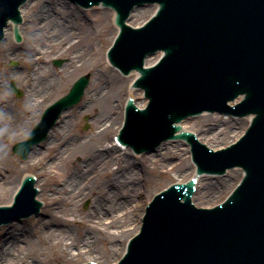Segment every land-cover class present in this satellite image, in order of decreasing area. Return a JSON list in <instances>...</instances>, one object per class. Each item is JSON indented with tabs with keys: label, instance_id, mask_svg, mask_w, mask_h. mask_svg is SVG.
<instances>
[{
	"label": "water",
	"instance_id": "1",
	"mask_svg": "<svg viewBox=\"0 0 264 264\" xmlns=\"http://www.w3.org/2000/svg\"><path fill=\"white\" fill-rule=\"evenodd\" d=\"M22 1L0 0V38L6 20L17 18L16 7ZM77 1L92 5L86 10L99 2L113 7L121 29L108 56L124 73L138 69L142 77L135 86L143 88L151 99L147 113L129 106L120 139L141 151L143 144L150 140L158 143L169 134L191 142L199 172L223 173L235 165L245 170L233 193L210 209L196 208L191 203L193 181L156 195L146 208L139 233L130 240L125 256L117 264H264V0ZM152 4H158L159 9L146 24L137 29L125 25L126 19L133 28L143 24L155 9L141 6ZM17 11L19 23L25 24L21 9ZM5 39L4 30L0 44ZM159 50L165 54L161 61L143 69L144 58ZM160 55L147 58L145 65H152ZM86 83L85 77L80 78L65 98L44 113L29 138L17 143L12 151L25 159L32 146L46 138L59 113L78 102ZM242 94L245 98L238 103ZM228 101L230 106L238 104L230 107ZM202 110L254 113L233 118L203 112L177 123L181 131L193 132L199 142L214 150L234 142L255 118L238 142L211 154L193 135H174L179 130L172 125L174 122ZM145 117L151 123L145 122ZM137 140L140 143H133ZM197 154L204 160L197 159ZM33 176L39 195L41 189L35 187L38 180ZM32 181L30 177L24 181L12 206L0 207V223L38 212L40 205L34 200ZM198 184L199 178L194 194Z\"/></svg>",
	"mask_w": 264,
	"mask_h": 264
},
{
	"label": "bare ground",
	"instance_id": "2",
	"mask_svg": "<svg viewBox=\"0 0 264 264\" xmlns=\"http://www.w3.org/2000/svg\"><path fill=\"white\" fill-rule=\"evenodd\" d=\"M42 2L43 0H37L35 3L30 4L31 9L29 8L28 10H31V12L28 15H26L28 6L26 9L23 8L27 4L20 7L22 14H24L25 24H20L22 44H19V55L8 53L5 54V57H13L12 59H16L18 56H23L29 60L39 61L41 55H45L47 57L46 61L50 62L49 57H51L53 47H55L56 50L63 44L67 46V48L63 47L60 49L61 51L57 53L58 56H68L66 63L61 68V71L65 72L64 68L70 66V72L68 73H70L71 79L67 83L74 82L75 79L82 74L79 69L82 70L84 68V71H88L91 74L90 80L88 81V94L85 93L87 98L79 109L90 116L91 122L93 123V133L90 137L84 139L77 136L72 137L70 136V130H65L66 121H63L59 134L62 139L65 137L67 140L64 141V145L58 149V153H55L54 162L59 163L63 161L64 158H72L76 152L83 153L84 159L75 164V169L71 174H64L62 178L57 179V184L53 185L55 187H50L48 192L41 186V192L39 194L42 198L44 197L49 201L50 205L53 207L54 214L55 208H58L59 205H76L81 199H91V209L88 213L79 217V222L83 220V224L89 225L91 231H88L89 234L76 245L72 244L69 237L67 238L70 240L69 244L64 243L63 240L59 238H54V232L51 228H47L43 232L36 230V233L33 232V236L36 239L40 238V240L42 238L46 239L50 249L52 245L56 246L60 243L61 247L56 250L58 252V258L62 256L65 260H70L72 256L77 257L81 253L91 258L92 256L90 253L96 250L94 246L95 236H99L103 239V234L108 232L109 227L117 226L119 222H123L122 225L126 223L129 224L135 217L137 225L133 226V230H136L139 226V219L144 212L143 208L151 197L150 194L147 195V192H142L141 184L145 181L141 182L143 170L140 169H147L146 166H148V164L153 167L152 169L159 165L162 168L161 172H167L169 158H177L179 155L183 156L184 160L188 157L190 158L189 145L184 141L179 143L171 142L170 146H167L168 143H161L160 149H158L160 153L158 152V154H155L154 151L153 154H143L138 158L140 163L139 160L135 163L132 161V158L130 159L124 154L120 155V150H122V148L118 146V142L114 143V146L111 147H106V145H104L105 143L102 141L100 142L102 138L105 139L104 136L107 133L109 134V131L114 133L121 124L120 118L124 112L123 104L118 102V110L114 105L113 98L119 95V90L124 84V81L127 85V92L124 100H126V98L134 100L138 108H145L148 104V99L144 96L141 89L133 90L130 87L134 79L137 78L138 74L136 72H134L132 76H126L124 81L115 73H111L112 78L109 79V72L106 68H91L92 65L87 66L89 63L85 61L88 55L93 58L95 52L98 51L92 39V35L96 33L93 27L95 21L100 20V15L106 14L104 12L105 10L109 12L113 20L114 11L107 7H93L92 10L85 11L76 9L75 12L79 13L78 16H83V20H81L82 24L75 30L72 29V25L76 24L75 20L73 21L74 16H76L75 12H73V5H70L65 0H54L53 3L48 4V6H43ZM14 27L17 28L18 24L15 25L11 22V24L6 27V38L10 36V30ZM116 29L117 28H115V30ZM74 30L75 32L73 33ZM70 32L74 34V37L69 38ZM38 36H40L41 39H39ZM68 42H71V45ZM74 63L76 65L72 66ZM43 68H45V64L42 66V69ZM47 70L48 71H45V73H41L38 78L33 76H26L23 78V85L25 88L24 95L39 108L44 105L43 98L52 94L51 90L55 84L54 77L48 73L50 72L49 68ZM63 76H67V72L63 73ZM116 89L118 91H115ZM0 102V113L4 117L5 114L3 112L8 111L10 106L7 101ZM115 109L118 110L116 113ZM16 115L9 114L11 121ZM17 117H19V115H17ZM4 122L9 127V131L13 130L17 132V130H20L16 122H10L6 120V118ZM6 129L7 128H3L0 130V140L3 139ZM53 132L55 133V127L53 128ZM49 135L51 134L49 133ZM106 139H109V137ZM90 142L92 145L88 146ZM182 145L185 147L183 148ZM183 151H186L187 157L184 155ZM3 152L2 143L0 142V189L3 190L4 193L5 191L7 193L5 197L6 202L3 203V205L9 206L12 203L14 194L20 187L21 180L18 178L14 180V178H12L14 177V175H12L13 172L9 169L5 170L2 166L4 160L9 162V159L3 156ZM180 157H178L179 160H181ZM27 158L23 163L14 161V164L17 165V168L14 169H20L27 164L38 165L45 159L38 149H34L29 153ZM50 160H53V158ZM50 160L45 163L44 168L41 167L42 171H40V176L43 174L48 175L49 170L55 174V170L51 167L52 162H50ZM135 164H141L143 167L141 165L137 166L135 170ZM138 170H140L139 177L136 172ZM179 174L185 173H183L181 169L180 172H178V176ZM189 175L195 178V180L199 178V184L196 185L194 199L195 197L197 198V192L199 191H197L198 186L201 188L200 195L202 197H213L215 194L221 192V186H214L212 182L204 184L202 181L206 177L196 176L193 166H191L189 170ZM241 176L242 171L240 169L228 170L226 176H223L225 178L223 183L229 184L230 180L233 181L235 179L238 181ZM38 186L39 184L37 181L35 187L39 188L40 186ZM143 194V199L139 201ZM54 202H58L56 206L53 205ZM67 232L69 233V230ZM31 237L32 231H26L25 229L21 230L14 227L5 234L0 233V264H32V262H35V264H43L39 259H32L34 261L28 260L27 252L32 244L31 240H34L31 239ZM114 246L115 245H113V247ZM73 247L77 250L76 254L70 250V248ZM68 248L70 250L69 253ZM111 248L112 246L108 249L112 250ZM121 250H124V246L121 247ZM62 251L63 253L61 254ZM30 254H32V250Z\"/></svg>",
	"mask_w": 264,
	"mask_h": 264
},
{
	"label": "rangeland",
	"instance_id": "3",
	"mask_svg": "<svg viewBox=\"0 0 264 264\" xmlns=\"http://www.w3.org/2000/svg\"><path fill=\"white\" fill-rule=\"evenodd\" d=\"M37 0H32L31 2H27V5L24 6L23 8H27L26 15H28L31 10H28L29 8L31 9L30 4L35 3ZM52 0H43L42 5L43 6H48V4L53 3ZM72 5L71 3H69ZM74 11L76 9L75 6H73ZM103 8V7H102ZM81 11H85L83 9H79ZM105 10V9H103ZM94 12V11H93ZM106 14L100 15V20L95 21V25H93L94 29L96 30L93 35V43L97 46L98 51L95 52L93 58H91L89 55L86 57L85 61L88 62L89 65H92L91 68H106L109 72L108 78L111 79V73H115L120 77L121 79H126L125 76L121 75L117 70L112 69V67L109 65L107 62L105 53L108 47L111 45V42L116 34V26L113 23V20L110 17V14L107 10L104 11ZM76 16H74L73 21L75 20L76 24L72 25V29L78 28L83 20V16H78L79 13L75 12ZM43 21V20H42ZM39 21V22H42ZM73 31V33L75 32ZM74 37V34L70 32L69 38ZM39 39H41L40 36H38ZM74 39V38H73ZM27 40V39H26ZM71 45V42H68ZM19 42H17L14 38L13 35V30H10V36H7L3 44H0V101H7L9 104L8 111L3 112L5 116L3 117L2 114L0 113V130L3 128H7L5 130V135H3V139L0 140L2 143V149L4 150L3 156L5 158L9 159L8 161H3L2 166L5 168V170L9 169L10 171L13 172L12 175H14V180L16 178L22 180L24 176L26 175H36L38 184H39V189L41 186L44 187V190L48 192L50 187L53 185L57 184V179L62 178V175L64 174H71L74 169H75V164L82 161L84 159V155L81 152H76L75 155L72 158L66 159L64 158L63 161L59 163H55V153H58V149L64 145V141L67 140V138L64 137V139L61 138V135L59 134V131L61 129V126L63 125V121H66V127L65 130H70V136L72 137H82L88 138L92 135L93 133V123L91 122V118L88 114L84 113L81 109H79L85 102L87 96L85 93H87L88 85L84 91V94L80 100L79 103L74 105L72 108H68L66 112H64L60 118L57 121V124L54 126L55 127V133L53 132L52 128V133L51 131L49 132L51 135L47 136V138L39 143L36 147H34L31 152L34 149H38L41 152V155L44 156L45 159L42 160V164L38 165H26L25 167H21L20 169H14L17 168V165L14 164V161H19L20 163L25 162L27 159H21L18 156H16L12 152V147L14 144L17 142H21L27 139L29 133L33 129V127L39 122L40 117L44 110L50 106L52 103H54L56 100L62 98L65 96L73 83L81 76H88V81L90 80L91 74L88 71H84L85 69L83 68L82 70L79 69V71L82 73L80 76H78L74 82L72 83H67L70 79V66L64 68L65 72H67V76H63V71H61L62 67L66 63V60L68 58L67 55H64L65 57L58 56L57 52H60L61 48L66 47L63 44L59 46L55 50V47H53L52 52H51V57H49L50 62L46 61L47 57L45 55H41V59L39 61L35 60H29L24 58L23 56H18L16 59H12L13 57H5V54H15L19 55L18 50L19 49ZM54 61H59L61 62L59 66H56L54 64ZM45 64V68L42 69V66ZM76 64H72V66H75ZM80 65V64H77ZM49 68L48 73L51 74L52 77L55 79V84L51 90L52 94L47 96L46 98H43L44 105L37 107L28 97H26L25 94V88L23 85V78L26 76H33L35 78H38L41 73H45V71H48L47 69ZM78 68V66H77ZM13 84L16 88L17 91H19L20 96H16V94L12 91L10 85ZM126 82L124 81V84L121 86V89L119 90V95L117 97L113 98L114 105L116 108H118V102L123 104V108L125 106V95H126ZM115 91H118L117 89ZM50 94V93H49ZM88 94V93H87ZM55 96V98H54ZM45 97V96H44ZM127 99V98H126ZM1 103V102H0ZM115 109L116 111H118ZM9 114L11 115H19V117H14L12 119L13 123L16 122V125L18 126L19 131H9V127L6 125L4 122L5 118L6 120L11 121ZM123 115L124 112L121 115V124L123 122ZM120 124V126H121ZM13 125V124H11ZM7 126V127H6ZM119 126V127H120ZM118 131V130H117ZM116 130L113 132L109 131V134L107 133L104 137L105 139H101L100 142L102 141L105 143L106 147H111L114 146V139L115 136L117 135ZM111 134V136H110ZM109 137V139H106ZM171 142H181V141H168L166 144L167 146H170ZM50 144V146H49ZM91 142L88 144V146H91ZM166 146V147H167ZM122 147V150H120V155H126L128 158H132L133 162H137L139 157L141 155H135L133 154L129 149ZM184 148L185 146L182 145ZM30 152V153H31ZM160 153V151H158ZM184 155L186 156V151H183ZM58 155V154H56ZM177 156L173 158L168 159V168L167 172H161L162 168L158 165L155 166L154 169L151 165L148 164L146 166L147 169H140L143 170V177H141V182H144L141 184L142 192L145 193L147 192V195L150 194L152 196L161 190L165 189L169 185L173 183H184L186 182L191 175H189V170L191 169V166L193 164L191 163V159L188 157L186 160L183 159V156ZM178 157L181 158V160L178 159ZM187 157V156H186ZM4 158V159H5ZM53 160H50L52 159ZM13 160V161H12ZM50 160L51 167L53 170H55V174L52 173L49 170V174H43L40 176V171H42V168H44L45 163ZM49 162V163H50ZM54 162V164H53ZM11 163V164H10ZM140 163V160H139ZM159 163V162H158ZM141 165V164H140ZM138 164H135L137 169V166H140ZM142 166V165H141ZM143 167V166H142ZM115 168V166H114ZM182 169V172L185 174H179L180 170ZM140 170L136 171L137 176H140ZM165 170V169H163ZM206 177L203 179V183H209L212 182L214 183V186H221V192L215 194L213 197H202L200 195V190L201 188L197 189V198L195 197V205L197 207H211L214 206L221 201H223L227 195L232 191V189L237 185L239 182L240 178L235 179V180H230L229 184H224V177L223 176H202ZM232 182V183H231ZM220 183V184H219ZM231 183V184H230ZM55 187V186H53ZM228 187V188H227ZM7 193L3 192V190L0 189V206L5 203V197ZM49 195V193H48ZM144 197H141L139 201H141ZM38 200L42 202L44 205V208L41 210V216H33L32 219L26 221V222H13L10 225H4V227L0 230L1 234H5L8 230H11L12 227L14 228H19L21 230L25 229L26 231H32V237L31 240L32 244L30 245L28 252H27V257L29 261H34L32 259H39L43 264H83L87 262H97V264H114L118 259L121 257L123 254L124 250H121V247L126 246V243L130 237H132L138 230L139 226L137 229L133 230V226L137 225V220L136 217L133 218V220L129 224H124L122 225L123 222H119L117 226L109 227L108 232H106L101 239L99 236H95L94 240V246L95 249L92 251L91 258L86 257L81 253L79 256H72L70 260H65L62 256L61 258H58V252L56 251L57 248L61 247V244L58 243V245H52L51 249L48 247L46 239H36L34 238V233H36V230L39 231H44L47 228H51L54 232V238H59L63 240L64 243H70V240L67 238L69 237L71 239V242L73 245H76L80 242V240L84 239L89 233L88 231H91V227L89 225H84L83 220L79 222V217L83 216L85 213H88L89 210L91 209V203L92 200L88 198L81 199L76 205H59L58 208H55V214L53 211L52 205H50L49 201H47L44 197L39 195ZM137 200V201H138ZM149 202V201H148ZM58 202H54L53 205L56 206ZM60 204V203H59ZM146 206V205H145ZM144 206V208H145ZM143 208V209H144ZM143 215V213H142ZM141 215V217H142ZM141 217L139 219V225L141 221ZM69 230V233L67 232ZM19 232V230H18ZM34 232V233H33ZM46 242V243H45ZM60 242V241H59ZM62 242V241H61ZM113 245H115L113 247ZM112 246V250H109L108 248ZM32 250V254H30V251ZM72 252L75 254L77 253V250L73 248H70ZM68 248V253L70 252ZM63 251L61 252V254ZM57 257V258H56ZM93 260V261H92ZM32 264H35V262H32Z\"/></svg>",
	"mask_w": 264,
	"mask_h": 264
}]
</instances>
